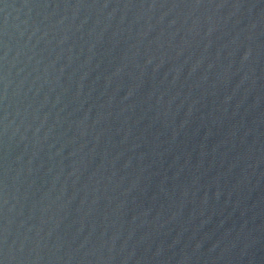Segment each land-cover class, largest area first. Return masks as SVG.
<instances>
[{
	"label": "water",
	"instance_id": "95a60500",
	"mask_svg": "<svg viewBox=\"0 0 264 264\" xmlns=\"http://www.w3.org/2000/svg\"><path fill=\"white\" fill-rule=\"evenodd\" d=\"M0 264H264V0H0Z\"/></svg>",
	"mask_w": 264,
	"mask_h": 264
}]
</instances>
